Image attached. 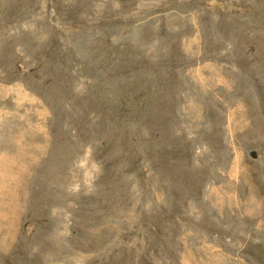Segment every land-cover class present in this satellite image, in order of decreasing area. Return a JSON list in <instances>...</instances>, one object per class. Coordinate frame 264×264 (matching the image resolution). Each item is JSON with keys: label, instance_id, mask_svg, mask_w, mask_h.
<instances>
[{"label": "rangeland", "instance_id": "1", "mask_svg": "<svg viewBox=\"0 0 264 264\" xmlns=\"http://www.w3.org/2000/svg\"><path fill=\"white\" fill-rule=\"evenodd\" d=\"M0 157V264H264V0H0Z\"/></svg>", "mask_w": 264, "mask_h": 264}, {"label": "water", "instance_id": "2", "mask_svg": "<svg viewBox=\"0 0 264 264\" xmlns=\"http://www.w3.org/2000/svg\"><path fill=\"white\" fill-rule=\"evenodd\" d=\"M250 154H251L252 156H254V155H255V152H254V151H251Z\"/></svg>", "mask_w": 264, "mask_h": 264}, {"label": "bare ground", "instance_id": "3", "mask_svg": "<svg viewBox=\"0 0 264 264\" xmlns=\"http://www.w3.org/2000/svg\"><path fill=\"white\" fill-rule=\"evenodd\" d=\"M2 156H3V155H2ZM0 158H1V157H0ZM2 158H3V157H2ZM2 158H1V159H2Z\"/></svg>", "mask_w": 264, "mask_h": 264}]
</instances>
